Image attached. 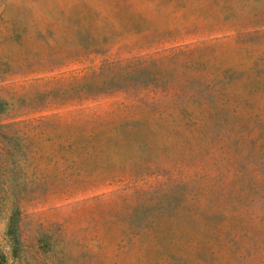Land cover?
Returning <instances> with one entry per match:
<instances>
[{
    "label": "rangeland",
    "instance_id": "1",
    "mask_svg": "<svg viewBox=\"0 0 264 264\" xmlns=\"http://www.w3.org/2000/svg\"><path fill=\"white\" fill-rule=\"evenodd\" d=\"M0 255L264 264V0H0Z\"/></svg>",
    "mask_w": 264,
    "mask_h": 264
},
{
    "label": "trees",
    "instance_id": "2",
    "mask_svg": "<svg viewBox=\"0 0 264 264\" xmlns=\"http://www.w3.org/2000/svg\"><path fill=\"white\" fill-rule=\"evenodd\" d=\"M11 225V224H10ZM9 231V230H8ZM9 233H11V232H9ZM10 235H12V234H10ZM0 259H1V255H0Z\"/></svg>",
    "mask_w": 264,
    "mask_h": 264
}]
</instances>
